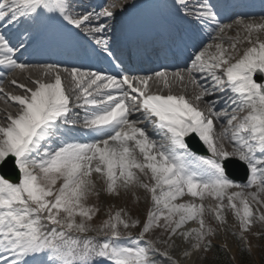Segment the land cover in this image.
Listing matches in <instances>:
<instances>
[{"label": "snow or ice", "instance_id": "obj_1", "mask_svg": "<svg viewBox=\"0 0 264 264\" xmlns=\"http://www.w3.org/2000/svg\"><path fill=\"white\" fill-rule=\"evenodd\" d=\"M113 8L79 12L69 0H0V80L29 69L16 56L32 34L26 30L15 43L13 36L19 25L42 16L80 30L112 56L104 21L114 16ZM178 10L205 30L215 26L213 43L193 52L186 66L188 85L199 89L196 103L171 93L172 81L185 84L182 72H155L167 95L150 91L153 76L118 77L54 64L40 66L41 78L12 80L20 95L0 87V99L17 107L0 125V166L11 158L17 170L15 182L0 175V264H200L214 247L217 227L227 225V211L240 241L256 225L264 228V21L236 20L244 36L238 32L225 46L222 34L233 25L220 22L210 0H178ZM242 43L248 47L241 53ZM62 72L71 80L72 96ZM200 102L208 105L207 115ZM214 121L223 126L231 151L218 145ZM188 138H198L211 156L195 155ZM232 159L245 166L246 184L226 175ZM249 188L257 191L246 193ZM135 189L149 202L143 224L111 206L93 224L100 205L89 204L91 198L99 201L101 192L119 198ZM137 228L133 236L130 230ZM241 251L250 254L251 248Z\"/></svg>", "mask_w": 264, "mask_h": 264}, {"label": "rangeland", "instance_id": "obj_2", "mask_svg": "<svg viewBox=\"0 0 264 264\" xmlns=\"http://www.w3.org/2000/svg\"><path fill=\"white\" fill-rule=\"evenodd\" d=\"M123 2H125V4H128V5L131 4L130 0L120 1L121 4ZM114 3L116 4V0H109V4L112 5ZM245 10L248 11V9H245ZM239 18L240 17H237L231 20L229 24L233 25L232 29L230 31H227L225 34H222L225 37L224 39L225 46H227L229 43L228 38L235 39L238 32L240 33V38L241 39L243 38L244 36L243 31L238 26L236 27L235 25V21L238 20ZM253 39H256L255 35L253 36ZM259 39L264 40V33L259 34ZM209 43H213V41L207 40L204 46H206ZM247 47H248L247 43L238 44L237 51L242 53V51ZM26 72L31 74V70H27ZM186 74L188 73L186 72ZM257 79H260V77L258 76ZM186 96L188 97V95ZM221 127L223 128V126ZM149 132H151L150 127H149ZM216 138L218 139L217 140L218 145L222 144L225 147V149L228 150L227 139L221 136L218 137L217 135H216ZM235 183L246 184L247 182L245 183L235 182ZM97 188L98 189L103 188L102 181H99V180L97 181ZM232 191H238V189H233ZM256 191H257L256 188L245 189L246 193H255ZM134 193L135 194L130 192L126 195L122 193V195L119 198H115V197H108L104 195L103 192H101L99 201H97L96 198L94 197L91 198L88 201L89 204L98 203L100 205V212L98 213L97 217L94 219L93 224L94 225L99 224L103 219L106 218V212L109 206L112 207V211H115L119 208H125L126 210L129 211L133 219H139L141 221V224H143L145 220V216H146V211L149 206V202L145 199L146 194L144 193L142 189H135ZM189 199L190 197H187V196L184 197V200H189ZM259 199L264 200V194H261ZM205 203L214 204L215 201L206 200ZM256 207L257 205L253 204V208L255 209ZM260 211L264 212V207L260 208ZM226 218H227V225L225 226V228H219L216 226L214 221H212L209 217L206 216V220L209 223H212L214 227H217V234L212 239V243L219 245L234 264H238V260H237L238 252L239 250L242 249V247L244 249H247L249 247L251 248L250 254L247 252L249 255L248 257L250 258L249 259L250 262L248 264H264V263H261L262 261H264V236L258 237L257 235H255V233L264 231V228H261L260 225H256L252 229V234H246V239L244 241H240L235 235H233L234 232L236 233L239 232V227L237 225V222L233 218L231 211H227ZM193 226H196V225L194 224L188 225V227H193ZM130 231L132 232L133 236H136L139 232V228L131 229ZM157 233H159V230H157ZM150 235H153V234H150ZM209 259H210V254L207 253L206 257H203L201 259L200 264L207 262Z\"/></svg>", "mask_w": 264, "mask_h": 264}, {"label": "bare ground", "instance_id": "obj_3", "mask_svg": "<svg viewBox=\"0 0 264 264\" xmlns=\"http://www.w3.org/2000/svg\"><path fill=\"white\" fill-rule=\"evenodd\" d=\"M176 2H178V0H175ZM93 4V3H92ZM89 11H90V9H88ZM179 10H178V8L175 10V12H174V14L176 15V17H177V19L181 22V23H183V21H181V19H180V17L178 16V14H180V12H178ZM160 16H159V18H161V19H163L164 18V15H163V13H158ZM145 15H146V13H145ZM154 15H155V17L153 18V19H150V18H148V19H150V20H154V25L156 24V21H157V18H158V15H157V13H155L154 12ZM145 18H146V16H144ZM144 17H140L139 19H137V20H135V19H132V22H133V24L131 25V26H129V32L130 33H135V32H132V27H133V25H136L137 27H138V21L139 20H142V18H144ZM239 19H243V20H245L246 22H261V21H264V10H262V9H259V10H256V11H251V12H249V13H246V14H244L243 15V18H239ZM238 19V20H239ZM135 20V21H134ZM226 20V21H225ZM231 20V19H230ZM230 20H229V18H222L221 20H220V22L222 23V24H224V25H231V24H229L230 23ZM160 23L164 26V28L165 29H167L166 28V24L164 23V22H162V21H160ZM237 27V26H236ZM19 31V28H18V30H16L15 31V34H14V36H13V42L15 43V41H16V39H18L20 36H18V35H16V32H18ZM29 32V31H28ZM137 32V31H136ZM213 32L215 33V26H213ZM24 53H25V48L21 51V52H19L18 54H17V56H16V58L18 59V61L19 62H22V63H26V64H28V65H30V67H29V69L28 70H31V74L30 73H27V72H24V73H21V72H19V71H14V72H11V73H8L4 78H3V80H0V82H2V83H5V88H7V87H13V85L9 82V79H11V78H14V79H16V80H20L22 83L24 82V83H27V77L28 76H31V77H35V78H41V73H39L40 72V69H38V67H37V62L36 61H33V60H30V59H25L24 58ZM182 69H186V66H181V68H177V69H175V70H173V71H171L172 73L173 72H180ZM184 75V74H183ZM184 77H185V84L184 85H182L181 84V86L180 87H177L176 85H172V87H171V93L172 94H176V93H178V94H180V92L181 93H186V94H184V95H188V99L189 100H191L193 103H196L195 102V100H194V96L198 93V91H199V89L198 88H196V87H193V86H191V85H188V76L185 74L184 75ZM68 80H70V79H68V78H66L65 80H64V85H65V88L67 89V91H68V94L70 95V96H72L73 95V92H72V83H71V81H68ZM29 86H32L30 83H29ZM184 86V87H183ZM15 88V87H14ZM16 90V89H15ZM167 91V92H166ZM160 93L161 94H168L169 93V90L166 88V89H164V90H162L161 89V91H160ZM20 94H22V92H20ZM0 95L1 96H3V94H1L0 93ZM210 99H213V97H205V100H210ZM0 101H1V99H0ZM0 105L2 106V107H4L5 108V106L2 104V103H0ZM13 106V105H12ZM199 108L201 109V110H203L204 112H205V114L207 115V113H208V105L206 104V103H204V102H200L199 103ZM4 113V111L3 110H1V108H0V114L2 115ZM134 118H136V117H134ZM134 118H132V119H134ZM218 123V125L219 126H222L221 125V123L220 122H217ZM150 134V133H149ZM151 135V134H150ZM220 136L221 137H223V128L221 127V133H220ZM219 137V136H218ZM216 140H218L217 138H216ZM227 143H228V146H227V148H228V150H232V145L229 143V141L227 140ZM185 201H187V200H185ZM177 243H179V241H177Z\"/></svg>", "mask_w": 264, "mask_h": 264}, {"label": "trees", "instance_id": "obj_4", "mask_svg": "<svg viewBox=\"0 0 264 264\" xmlns=\"http://www.w3.org/2000/svg\"><path fill=\"white\" fill-rule=\"evenodd\" d=\"M213 246L212 251L209 252L210 259L202 264H234L219 245L213 244ZM248 256L247 252L242 254V251L239 250L237 257L238 264H248L250 262ZM261 263H264V261Z\"/></svg>", "mask_w": 264, "mask_h": 264}, {"label": "water", "instance_id": "obj_5", "mask_svg": "<svg viewBox=\"0 0 264 264\" xmlns=\"http://www.w3.org/2000/svg\"><path fill=\"white\" fill-rule=\"evenodd\" d=\"M231 165L234 166V167H235V166H238L239 168H241V171H242V172H236V171H235L236 173H233V172H232V167H231ZM243 168H244V170H243ZM226 173H227L230 177L234 178L235 180L245 181V180L247 179V175H246L245 167H243V165H242L241 163H239L238 161L231 160V162L227 164V167H226ZM7 179H9V180H11V181H13V182L16 181V179H17V170L15 169L14 166H13V168H12V172H11V174H9V175L7 176Z\"/></svg>", "mask_w": 264, "mask_h": 264}]
</instances>
